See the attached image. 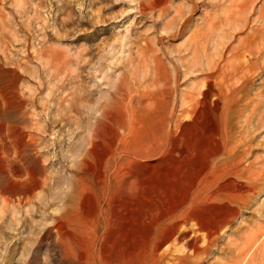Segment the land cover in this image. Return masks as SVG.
<instances>
[{
  "label": "rangeland",
  "instance_id": "374dc122",
  "mask_svg": "<svg viewBox=\"0 0 264 264\" xmlns=\"http://www.w3.org/2000/svg\"><path fill=\"white\" fill-rule=\"evenodd\" d=\"M244 2L0 0V264H264V76L238 83L246 109L218 116V159L241 156L235 171L193 160L205 117L185 118L198 77L233 76L231 13ZM250 5L264 45V0ZM171 214L179 242L164 241L174 223L159 232Z\"/></svg>",
  "mask_w": 264,
  "mask_h": 264
},
{
  "label": "bare ground",
  "instance_id": "6f19581e",
  "mask_svg": "<svg viewBox=\"0 0 264 264\" xmlns=\"http://www.w3.org/2000/svg\"><path fill=\"white\" fill-rule=\"evenodd\" d=\"M161 1V0H159ZM159 3V2H158ZM237 3V2H236ZM142 5V4H141ZM196 5V4H195ZM239 5V4H237ZM244 9L245 10H237V11H232L231 13V16H234L232 19H235L236 16H238V19H236V22L238 23L237 24V29L236 32L234 33V35L232 36L233 38V42L234 43H237V47L233 48V51L235 52L234 55H233V62H231V68H232V74L230 75H233V76H228L224 73L223 70H219L218 67H212L211 70L212 71H209V73L207 74H204L203 76L201 77H198V78H202V83H200V88L198 89L197 93L194 95V98H193V103H191L192 105L188 106L187 107L189 108V110L187 111V116H185V118H188V119H192V121H195V123L197 121H199V119H201V117H205V123L203 124L202 122V126L205 127L206 129V132L208 133V138H206V144L203 145V148L201 150H197L196 152H194V156L193 157V160L194 161H198L197 159L200 157L201 155V159H203L204 162V165L205 167L207 168H211L212 167H217V168H223L225 171L227 172H233L236 170V168L238 169V166L241 164V156L239 158H233L234 157V154L232 153V150L231 151H225L224 148H223V153L221 155V157L223 156V159H218V157L220 156L219 154H221L220 152V144L222 143L223 145H225L227 143V140L226 138L224 139V137H222L220 134H219V131H218V128H217V124H218V116L220 114L221 111H223V114L226 115L229 113V109H231V107L234 105H238V108L242 110L246 109V106H244L243 102H245L247 99V95H245L244 92H247V90H249V87L248 86H245L246 85V82L243 83L241 86H239L240 84H238L240 81H244V80H247L251 75L253 74H256V77H261L263 78L264 76V45L262 44H258V41H257V36H258V33H259V29H251L250 28V21H247L248 17L252 14H255V11L254 9L252 8V6L250 5V0H245L244 2ZM142 8V6H141ZM226 8V7H225ZM229 9V8H228ZM227 9V10H228ZM264 9H260V12H259V15L261 16H264ZM257 11V10H256ZM189 18V17H188ZM253 18V17H252ZM213 19V17H212ZM226 21V20H225ZM188 22V21H187ZM234 23V22H233ZM186 25V23H185ZM212 25V24H211ZM253 25V24H252ZM205 27V26H204ZM207 28V26H206ZM232 28V27H231ZM224 30V29H223ZM233 30V29H232ZM217 31V30H216ZM205 32V31H204ZM181 33V31H180ZM200 33V32H199ZM203 33V32H202ZM207 34V33H206ZM179 35V34H178ZM208 36V35H207ZM245 36V37H244ZM202 45V44H201ZM206 45V44H205ZM194 47V46H193ZM195 48V47H194ZM197 50V49H196ZM171 61V60H170ZM172 62V61H171ZM176 62V61H175ZM176 67V66H175ZM174 68V67H173ZM182 69V68H181ZM174 70V69H173ZM179 71V70H178ZM221 73V74H220ZM163 74V73H162ZM169 75V74H168ZM164 76V75H163ZM181 76V75H180ZM200 76V75H199ZM234 76H239V80L235 83V85L233 84L232 86H229L228 84H230V80L234 77ZM161 77V76H160ZM174 77V76H173ZM180 79V78H179ZM192 80V79H191ZM251 81H253L251 79ZM162 82V81H161ZM158 83V82H157ZM156 83V84H157ZM160 83V82H159ZM169 83V82H168ZM261 84V83H259ZM231 85V84H230ZM263 85V84H262ZM261 85V87H262ZM155 86V85H154ZM160 86V85H159ZM167 86V85H166ZM164 86V87H166ZM156 87V86H155ZM149 88V87H148ZM174 89V88H172ZM151 90V89H149ZM155 90V89H154ZM157 90H160L157 89ZM167 90V89H166ZM179 90V89H178ZM177 90V91H178ZM236 90H240V91H243L242 92V95L241 97L236 100L234 98V92ZM170 91V90H168ZM173 91V90H172ZM150 92V91H149ZM152 92V91H151ZM150 92V93H151ZM149 93V94H150ZM168 93V92H167ZM171 93V92H169ZM176 93V92H175ZM174 93V94H175ZM157 94V93H156ZM173 94V95H174ZM255 94V93H254ZM138 95V93H137ZM148 95V94H147ZM162 95H164L162 93ZM171 95V94H170ZM177 95V94H176ZM175 95V96H176ZM183 95V94H182ZM150 96V95H149ZM156 96V95H155ZM158 96V95H157ZM160 96V97H159ZM158 97L161 98V95H159ZM182 97V96H181ZM139 98V97H138ZM144 98V97H143ZM137 98H135L136 100ZM140 99V98H139ZM145 99V98H144ZM158 99V98H157ZM154 100V99H153ZM152 102H156V101H153ZM165 100V99H163ZM162 100V101H163ZM143 101V100H142ZM149 101V100H147ZM151 101V100H150ZM161 100H159L160 102ZM161 101V102H162ZM177 101V100H176ZM151 102V104H152ZM160 102V103H161ZM165 102V101H163ZM240 102H242L241 106L239 105ZM143 103V102H142ZM144 103H147V102H144ZM167 103V101H166ZM163 104V103H162ZM155 105V104H154ZM161 106H164V105H161ZM144 107V106H143ZM149 107V106H148ZM147 107V108H148ZM157 107V106H156ZM155 107V108H156ZM163 108V107H162ZM160 108V109H162ZM185 108V106H184ZM137 109H140V108H137ZM142 109V108H141ZM150 109V108H149ZM148 109V110H149ZM167 109V108H166ZM143 110H146V109H143ZM152 110V109H151ZM138 111V110H137ZM157 111V110H156ZM166 111V110H165ZM148 112V111H146ZM150 112V111H149ZM148 112V113H149ZM183 112V111H182ZM143 114V112H141ZM145 113V112H144ZM157 113V112H156ZM160 113V112H159ZM164 113V112H163ZM169 113V112H168ZM240 113V112H239ZM141 114V116H142ZM154 114V113H153ZM158 114V113H157ZM156 115V114H154ZM167 115V114H166ZM203 115V116H202ZM158 116V115H157ZM156 116V117H157ZM160 116V115H159ZM168 116V115H167ZM264 116V112L262 113V115H260L258 117V119L260 120L261 117ZM134 117V116H133ZM139 117V116H138ZM144 117V115H143ZM159 118V117H158ZM157 118V119H158ZM162 118V117H160ZM164 118V116H163ZM179 118V117H178ZM152 119V118H151ZM150 119V120H151ZM187 119V121H188ZM250 117H247V121H250ZM135 120V119H134ZM161 120V119H160ZM173 120V118H172ZM171 120V121H172ZM203 120V119H202ZM131 121V119H130ZM137 121V120H136ZM153 121V120H152ZM134 122V121H133ZM141 122V121H140ZM161 122V121H160ZM175 122V121H173ZM244 122V121H243ZM135 123V122H134ZM157 123V122H156ZM170 123V122H169ZM172 123V122H171ZM170 123V124H171ZM184 123V121H183ZM200 123V122H199ZM199 123H196L198 124V128H199ZM150 124H153V123H150ZM159 124V123H158ZM195 124V126H196ZM135 125V124H134ZM141 125V124H140ZM185 125H188V123H186ZM138 126V125H136ZM157 126V125H156ZM141 127V126H139ZM200 127H201V123H200ZM223 127V126H222ZM253 127V126H252ZM144 128V127H143ZM170 128V126H169ZM197 128V127H196ZM101 129V128H100ZM140 129V128H138ZM151 129V128H150ZM156 129V128H155ZM158 129V127H157ZM161 129V128H160ZM163 129V128H162ZM161 129V130H162ZM168 129V128H167ZM186 129V128H185ZM188 129V128H187ZM201 129V128H200ZM205 129H203V131H205ZM136 131V129H134ZM165 129H163V132H164ZM202 130V129H201ZM183 131V130H181ZM155 132V131H154ZM195 132V131H194ZM130 133V132H129ZM151 133V132H150ZM153 133V132H152ZM157 133V132H156ZM159 133V132H158ZM179 133V132H178ZM253 133V132H252ZM95 134V133H94ZM149 135V133H147ZM166 134H168V132H166ZM181 134V133H180ZM201 134V133H200ZM203 134V133H202ZM205 134V133H204ZM127 135V134H126ZM129 135V134H128ZM139 135V134H138ZM146 135V134H145ZM162 135V134H161ZM160 133L157 135V136H161ZM165 135V133H164ZM183 135V134H182ZM181 135V136H182ZM152 136V135H151ZM155 136V135H154ZM167 136V135H166ZM180 136V137H181ZM126 137V136H125ZM140 139H142V136L140 135ZM149 137V136H148ZM146 137V139L148 138ZM162 137V136H161ZM179 137V136H178ZM186 137V136H185ZM192 137V136H191ZM197 137V136H196ZM132 138V136H131ZM129 138V139H131ZM152 138V137H151ZM164 138V137H163ZM162 138V139H163ZM138 138H136L137 140ZM154 139V137H153ZM157 139V138H156ZM161 139V140H162ZM169 139L170 136H169ZM168 139V140H169ZM183 139V138H182ZM192 139V138H191ZM199 139V138H198ZM161 140H157V141H160ZM174 140V139H173ZM181 140V139H180ZM152 141V139H151ZM154 141V140H153ZM152 141V142H153ZM163 141V140H162ZM164 141H165V138H164ZM182 141V140H181ZM141 142V140H140ZM142 142H145V141H142ZM151 142V143H152ZM159 142V143H160ZM169 142V141H168ZM196 142V141H195ZM120 143V141H119ZM126 143V142H125ZM138 143V142H137ZM177 143H178V140H177ZM131 144H132V141H131ZM142 144V143H141ZM145 144V143H144ZM147 144V143H146ZM156 144V143H155ZM182 144V143H181ZM180 142L178 143V147L179 148H176L174 147L175 149V153H176V157L177 159H182L184 160L186 157H187V154H186V151L180 147L179 145H181ZM184 144V143H183ZM182 144V145H183ZM251 144V143H250ZM94 145H96L94 143ZM122 145V143H121ZM126 145V144H124ZM135 145V144H134ZM149 145V144H148ZM181 145V146H182ZM133 146V145H131ZM146 146V145H144ZM184 146V145H183ZM200 146V145H199ZM205 146V147H204ZM96 147V146H95ZM147 147V146H146ZM120 148V147H119ZM118 148V149H119ZM137 148V146H136ZM185 148V146H184ZM194 148V147H193ZM245 148V147H244ZM243 148V150H244ZM95 151L96 149L93 148ZM113 149V148H112ZM143 149V148H142ZM168 149V148H166ZM144 150V149H143ZM193 150V149H192ZM191 150V151H192ZM93 151V150H92ZM125 151V149H124ZM131 151V150H130ZM132 151H133V148H132ZM139 151V150H138ZM118 152V151H117ZM144 152V151H143ZM142 152V153H143ZM141 153V152H140ZM96 154V153H94ZM112 154V153H111ZM139 154V153H138ZM145 154V153H144ZM170 154V153H169ZM239 154V153H238ZM243 153H240L239 155H241ZM97 155V154H96ZM126 155V154H125ZM129 155V154H128ZM109 156V155H108ZM174 156V154H173ZM118 157V156H117ZM132 157V156H131ZM170 157V156H169ZM142 158V157H141ZM114 159V158H113ZM134 159V158H133ZM191 159V158H190ZM99 160V159H98ZM168 160V159H167ZM103 161V160H102ZM107 162V161H106ZM181 162V161H180ZM190 162V161H189ZM192 162V161H191ZM117 163V162H116ZM121 163V162H120ZM131 163V162H130ZM176 163V162H175ZM173 164V163H171ZM118 165V164H117ZM184 165V164H183ZM191 165V164H190ZM201 166V165H199ZM119 167V166H118ZM173 167V166H172ZM171 167V168H172ZM177 167V166H176ZM241 167V166H239ZM108 169V168H107ZM170 169V168H169ZM195 169V168H194ZM215 170V169H214ZM123 171V170H122ZM234 173H232L230 175H228V178H233ZM239 175V174H238ZM30 176V175H29ZM231 176V177H230ZM194 177V176H193ZM236 178V177H234ZM178 180V179H177ZM196 180V179H195ZM211 180V179H210ZM225 180V178H224ZM222 180V181H224ZM220 181V182H222ZM231 182L233 181L232 179L230 180ZM205 182V181H204ZM237 183V182H236ZM220 184V183H219ZM134 185V184H132ZM221 185V184H220ZM230 185V184H229ZM228 185V186H229ZM131 186V185H130ZM222 186V185H221ZM220 186V187H221ZM224 186V185H223ZM222 186V187H223ZM109 187V186H108ZM230 187V186H229ZM232 188V187H231ZM131 189V188H130ZM226 189V188H225ZM229 189V188H228ZM236 189V188H235ZM179 190V189H178ZM186 190V189H185ZM216 190V189H215ZM221 190V189H220ZM247 190V189H246ZM168 191V190H167ZM166 191V192H167ZM183 191V190H182ZM231 191V190H230ZM241 191V190H240ZM133 192V191H132ZM212 192V191H211ZM249 192V191H248ZM160 193V192H159ZM162 193V192H161ZM171 192H169L170 194ZM245 193V192H244ZM250 193V192H249ZM252 193V192H251ZM168 194V192H167ZM172 194V193H171ZM213 194V193H212ZM231 194V193H230ZM164 196V195H163ZM185 196V195H184ZM231 196V195H230ZM229 197V196H228ZM127 198V197H126ZM233 198V197H232ZM125 200V199H124ZM166 200V198L164 199ZM126 201V200H125ZM124 201V202H125ZM158 201V199H157ZM167 201V200H166ZM192 201V200H191ZM218 201V200H217ZM220 201V200H219ZM164 202V201H163ZM161 201V203H163ZM166 204V203H165ZM151 205H154V204H151ZM150 205V206H151ZM167 205V204H166ZM168 205H170V203H168ZM167 205V206H168ZM127 206V205H126ZM159 206H162V205H159ZM164 206V205H163ZM148 207V206H147ZM149 208V207H148ZM154 208V207H153ZM160 208V207H159ZM167 208V207H166ZM173 208V207H172ZM119 209V208H118ZM123 209V208H122ZM132 210H130V212L132 213ZM164 210V209H162ZM169 210V209H167ZM134 211V210H133ZM161 212V211H160ZM157 213V212H156ZM161 213H164V212H161ZM169 213V211H168ZM167 213V214H168ZM178 213V212H177ZM160 214V213H159ZM166 214V213H165ZM175 214V213H174ZM174 214H171L170 215V223H166L160 230L159 232L160 233H168V227L170 224H175V228H176V231H171L169 232L166 237H165V240L164 241H170V240H173L176 242L180 239H182V237H184L183 235H185V233H180V226H181V221H180V217H174ZM164 215V214H163ZM155 216V215H154ZM161 216V215H160ZM167 216V215H166ZM169 216V215H168ZM173 216V218L171 219V217ZM133 217V216H132ZM163 217V216H161ZM213 217V216H212ZM233 217V216H232ZM144 218V217H143ZM149 218V217H147ZM152 218V217H150ZM230 218V217H228ZM131 219V218H130ZM154 219V218H152ZM220 219V218H219ZM224 219V218H223ZM159 220V219H158ZM161 220V219H160ZM163 220V219H162ZM168 220V221H169ZM126 222V221H124ZM207 222V221H206ZM221 222V221H220ZM223 223V221H222ZM195 224V223H194ZM219 224V223H218ZM227 224V223H226ZM213 226V225H212ZM186 227V226H185ZM194 227V226H193ZM200 227V226H199ZM201 228V227H200ZM123 230V229H122ZM130 230V228H129ZM136 230V229H135ZM195 230V229H193ZM208 230V229H207ZM59 232V231H58ZM180 233L179 236H176L177 233ZM186 232V231H185ZM191 232V230L189 231ZM214 232V231H213ZM133 233V232H132ZM187 233V232H186ZM194 233V232H193ZM59 234V233H58ZM210 234V233H209ZM213 234V233H212ZM216 234V233H215ZM220 234V233H219ZM189 235V234H188ZM211 235V234H210ZM130 236V235H129ZM186 236V235H185ZM212 236V235H211ZM203 237V236H202ZM189 238V237H188ZM147 239V238H146ZM251 240H253V242H257L258 241V236L257 235H254L253 238H250ZM183 240V239H182ZM192 240H195V239H192ZM191 240H189L190 242ZM210 240H208L209 242ZM132 242V241H131ZM134 242V241H133ZM197 240L196 241H191L190 244H188V252L183 256H179L177 257V261L181 262L182 260L186 259V258H189L190 257V253L192 250L191 249H195V247L197 246ZM57 243V241H56ZM158 243V242H157ZM58 244V243H57ZM151 244V243H150ZM166 244V243H165ZM61 248V253L63 254H66V255H70L71 256V253L69 251V248L66 244L62 243L59 244ZM164 245V244H163ZM129 247V246H128ZM147 248V247H146ZM134 249V248H133ZM60 252V250H59ZM67 252V253H66ZM197 252V250H196ZM195 252V253H196ZM60 253V255H61ZM156 253V252H155ZM194 253V252H193ZM182 255V254H181ZM133 256V255H132ZM164 257V256H163ZM176 264V263H175Z\"/></svg>",
  "mask_w": 264,
  "mask_h": 264
}]
</instances>
